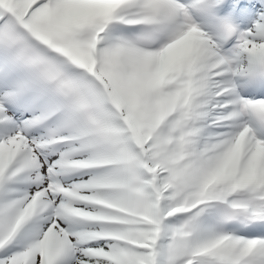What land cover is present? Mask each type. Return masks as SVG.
I'll list each match as a JSON object with an SVG mask.
<instances>
[{
	"label": "snow or ice",
	"instance_id": "snow-or-ice-1",
	"mask_svg": "<svg viewBox=\"0 0 264 264\" xmlns=\"http://www.w3.org/2000/svg\"><path fill=\"white\" fill-rule=\"evenodd\" d=\"M0 264H264V0H0Z\"/></svg>",
	"mask_w": 264,
	"mask_h": 264
}]
</instances>
